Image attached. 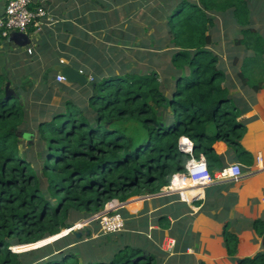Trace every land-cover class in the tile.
Here are the masks:
<instances>
[{
  "label": "trees",
  "instance_id": "trees-1",
  "mask_svg": "<svg viewBox=\"0 0 264 264\" xmlns=\"http://www.w3.org/2000/svg\"><path fill=\"white\" fill-rule=\"evenodd\" d=\"M162 3L159 27L165 31L167 47H172L163 77L152 62L141 71L121 60V72L104 77L95 65L87 85H57L61 101L53 107L51 86L45 91L48 102L33 105L26 97L29 90L14 88L0 67V264H161L158 257L164 253L157 236L169 229L166 217L157 222L161 232L148 234L146 218L136 219L122 209L121 232L102 234L93 222L79 238L59 236L29 252H14V246L60 234L99 213L110 200L124 203L143 192L159 193L172 174L185 173L190 155L180 150L181 139L191 143L192 157L205 158L211 174L226 166L214 151L217 142L224 143L241 165H252L253 157L241 140L247 124L246 96L264 90V37L251 20L254 0ZM217 17H230L242 35L234 38L239 48L233 62L238 85L227 80L212 50ZM157 42L164 43H152ZM151 47L144 44L143 50ZM142 57L137 61H144ZM238 86L241 91L233 96ZM177 178L192 194L187 178ZM169 214L176 219L177 233L168 235L175 240L174 250L185 255L187 216L178 219L172 209ZM254 231L262 234L264 223L257 221ZM223 241L227 255L234 256L238 242L229 227ZM238 264H264V253Z\"/></svg>",
  "mask_w": 264,
  "mask_h": 264
},
{
  "label": "crops",
  "instance_id": "crops-1",
  "mask_svg": "<svg viewBox=\"0 0 264 264\" xmlns=\"http://www.w3.org/2000/svg\"><path fill=\"white\" fill-rule=\"evenodd\" d=\"M33 2L35 6L43 7L48 15L39 31L29 29L26 32L29 44L19 47L7 41L0 42V56L4 62L2 68L14 88L29 90L26 96L29 103L34 105L47 101L45 91L51 86L49 106L60 104L61 93L56 86L72 85L56 81L57 69L61 66L87 72L90 78L95 72V65L102 77L113 73V65L119 68L115 74L121 72V60H115L126 52L124 49L129 42L127 20L138 15L142 9L141 0ZM4 5L1 0L0 10ZM28 48L31 54L27 53ZM113 49L116 50L114 54L111 52ZM246 97L248 111L243 118L247 124L241 147L252 155V165L238 163L234 153H229L232 151L224 143L213 145L215 153L224 157L226 165L240 164L242 177L238 181L215 182L200 191V186L184 179L192 193L189 195L174 174L170 185L173 195L143 192L128 199L132 200L127 203L129 207L122 209L136 219L146 218L148 234L157 230L161 232L157 222L166 217L169 229L157 236V245L164 253L158 257L161 264H238L241 259L264 253V232L259 235L254 231L257 221L264 223V90L250 92ZM258 156L261 158L259 164L256 163ZM175 194H181L183 200ZM169 209L178 219L187 216L189 241L185 255L174 248L172 252L163 248L165 241L171 238L169 231L177 233V222L169 214ZM227 227L237 237L234 256L227 255L224 247L223 237Z\"/></svg>",
  "mask_w": 264,
  "mask_h": 264
},
{
  "label": "rangeland",
  "instance_id": "rangeland-1",
  "mask_svg": "<svg viewBox=\"0 0 264 264\" xmlns=\"http://www.w3.org/2000/svg\"><path fill=\"white\" fill-rule=\"evenodd\" d=\"M162 1L163 0H141L142 9L138 11V15L136 17H129V19L127 20V32L129 36V43L127 49H124L126 50V52H122V54L117 56V59L115 61H118V59H124L127 61V65L130 68H136L141 71H144L148 62H152L155 68H157L156 70L161 77L166 75L170 61L169 50L172 49V47H167V40L166 38L164 39L165 31L164 29H160L159 27L162 23L161 14L162 9L164 7V3H162ZM173 1L175 0H172V2ZM254 3L255 6H252L251 8V20L254 23V28L259 32L260 35L264 37V8L261 7L262 0H254ZM239 33L240 31L237 23L233 21L230 17H217L214 21V27L211 30L213 41L215 43V45L212 47V50L218 54L226 70V74L228 76L227 80H232L233 82H236L237 85L238 82L236 81L237 78L235 76V73L237 72L238 68L234 67L233 62L234 58L237 57L235 56L237 54L236 52L239 50V48L234 44V38H242V35H240ZM154 40H162L164 43H152ZM1 43L3 44V42ZM144 44H152V49L146 48L147 51L143 50ZM133 45L138 47H133ZM98 48H100V46ZM136 48H140V51H137ZM142 55L145 56V60L137 61L138 59L143 58ZM113 66L114 69H112L111 72H113L114 74L115 71L119 72L118 65ZM79 72L85 75L89 83L90 77L82 71ZM240 91L241 88L239 86L238 88H233L232 95L237 96ZM174 174L170 176L169 181L172 180ZM182 175L187 178L185 174ZM175 195H178V197L183 200L181 194ZM55 238L56 237L54 236L46 237L45 239L36 243L22 246H14L17 248L15 252H29L41 249L47 246L48 244H52L57 239ZM14 247H12L11 249L13 250Z\"/></svg>",
  "mask_w": 264,
  "mask_h": 264
},
{
  "label": "built area",
  "instance_id": "built-area-1",
  "mask_svg": "<svg viewBox=\"0 0 264 264\" xmlns=\"http://www.w3.org/2000/svg\"><path fill=\"white\" fill-rule=\"evenodd\" d=\"M47 15V11L41 6H35L33 0H6L4 8L2 11L0 10V38H7L11 32L26 34L29 29L39 31L44 25V20L47 18ZM27 53L31 54V49L28 48ZM56 81L64 82V79L58 74ZM179 148L182 152L191 154L187 142L183 143L181 141ZM260 162L261 158L258 156L256 163L259 164ZM185 171L187 178L201 187L200 191L215 182L238 181L242 177L241 166L238 163L229 164L211 174L208 171L205 158L202 155L198 159L190 155V159L186 162ZM162 192L165 195L172 194L170 185L164 187ZM121 204L117 200H110L102 211L87 219L74 223L72 227L65 230L63 235L81 231L93 222L98 223L99 232L102 234H113L123 231L125 221L119 212L123 208L120 206ZM174 245L175 240L169 238L165 241L163 248L167 252H172Z\"/></svg>",
  "mask_w": 264,
  "mask_h": 264
},
{
  "label": "water",
  "instance_id": "water-1",
  "mask_svg": "<svg viewBox=\"0 0 264 264\" xmlns=\"http://www.w3.org/2000/svg\"><path fill=\"white\" fill-rule=\"evenodd\" d=\"M7 42L15 44L19 47H24L27 44H29L27 35L24 33H19V32L11 33L7 37ZM3 64H4L3 57L0 56V67H3ZM57 72H59V74L64 78L65 82L68 84L79 85V86H85L88 84V81L85 75H83L78 70L73 69L69 66H61L57 69ZM6 95L7 96L11 95V92L8 91V87H7ZM85 233L88 234V232H85ZM72 234L76 238H79L81 236L80 232H72ZM59 236H61V234H58L54 237L58 238Z\"/></svg>",
  "mask_w": 264,
  "mask_h": 264
},
{
  "label": "clouds",
  "instance_id": "clouds-1",
  "mask_svg": "<svg viewBox=\"0 0 264 264\" xmlns=\"http://www.w3.org/2000/svg\"><path fill=\"white\" fill-rule=\"evenodd\" d=\"M5 3H6V2H5ZM1 11H2V10H1ZM47 14H48V13H47ZM11 33H15V32H11ZM11 33H10V34H11ZM19 33H20V32H19ZM10 34H9V35H10ZM24 34H25V33H24ZM9 35H8V36H9ZM2 39H3V38H2ZM4 39L7 41V38H4ZM58 73H59V72H58ZM59 75H60V74H59ZM63 79H64V78H63ZM91 81H92V80H90V82H91ZM64 82H65V80H64ZM183 140H184V139H181V141H182L183 143H185ZM181 141H180V142H181ZM185 141L187 142V140H185ZM187 146L190 148V152H191V148H192V147H191V143H190L189 141H188V143H187ZM184 153H185V152H184ZM186 154H189V153L187 152ZM189 155H191V154H189ZM191 156H192V155H191ZM232 164H234V163H232ZM239 165H240V164H239ZM226 166H227V165H226ZM224 167H225V166H224ZM221 169H222V168H221ZM218 171H219V170H218ZM185 172H186V171H185ZM216 172H217V171H216ZM214 173H215V172H214ZM184 174H185V173H184ZM180 175H182V174H180ZM170 182H171V181H170ZM170 182H169V185H170ZM169 185H168V186H169ZM166 187H167V186H166ZM162 191H163V190H162ZM162 191H160L159 193H160V194L163 193ZM168 195H172V194H168ZM179 199H180V197H179ZM180 200H181V199H180ZM119 203H120V202H119ZM124 203H125V202H124ZM123 208H124V207H123ZM123 208H122V209H123ZM101 211H102V210H101ZM123 219H124V218H123ZM69 228H70V227H69ZM124 228H125V227H124ZM67 229H68V228H67ZM65 230H66V229H65ZM65 230H62V231H61V233H60L61 236H60V237L65 236V235H63V233L65 232ZM77 232H80V231H77ZM80 233H81V232H80ZM69 234H72V233H69ZM66 235H67V234H66ZM60 237H58V238H60ZM58 238H57V239H58ZM12 251H13V250H12ZM14 252H15V251H14Z\"/></svg>",
  "mask_w": 264,
  "mask_h": 264
},
{
  "label": "bare ground",
  "instance_id": "bare-ground-1",
  "mask_svg": "<svg viewBox=\"0 0 264 264\" xmlns=\"http://www.w3.org/2000/svg\"><path fill=\"white\" fill-rule=\"evenodd\" d=\"M183 141L186 142L185 140H183ZM175 175L183 178L182 175H179V174H175ZM172 183H173V179L171 180L170 185H171ZM129 201H132V200H128L127 202L122 203L120 206H122V207H129V204H127ZM13 251H14V250H13Z\"/></svg>",
  "mask_w": 264,
  "mask_h": 264
}]
</instances>
